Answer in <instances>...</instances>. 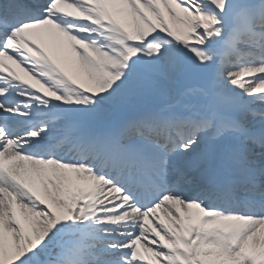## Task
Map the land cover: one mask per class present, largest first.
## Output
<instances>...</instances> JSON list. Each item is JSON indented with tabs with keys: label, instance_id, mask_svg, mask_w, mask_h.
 Masks as SVG:
<instances>
[{
	"label": "snow or ice",
	"instance_id": "snow-or-ice-1",
	"mask_svg": "<svg viewBox=\"0 0 264 264\" xmlns=\"http://www.w3.org/2000/svg\"><path fill=\"white\" fill-rule=\"evenodd\" d=\"M0 264H264V0H0Z\"/></svg>",
	"mask_w": 264,
	"mask_h": 264
}]
</instances>
